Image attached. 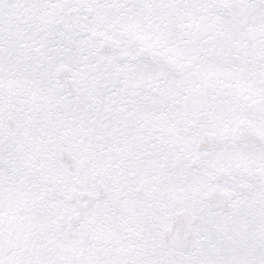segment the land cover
I'll list each match as a JSON object with an SVG mask.
<instances>
[{
  "label": "snow or ice",
  "instance_id": "obj_1",
  "mask_svg": "<svg viewBox=\"0 0 264 264\" xmlns=\"http://www.w3.org/2000/svg\"><path fill=\"white\" fill-rule=\"evenodd\" d=\"M0 264H264V0H0Z\"/></svg>",
  "mask_w": 264,
  "mask_h": 264
}]
</instances>
